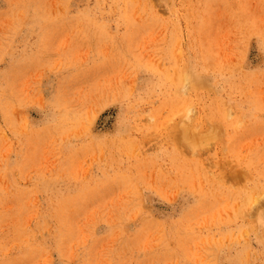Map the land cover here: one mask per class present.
Wrapping results in <instances>:
<instances>
[{"label":"rangeland","instance_id":"rangeland-1","mask_svg":"<svg viewBox=\"0 0 264 264\" xmlns=\"http://www.w3.org/2000/svg\"><path fill=\"white\" fill-rule=\"evenodd\" d=\"M0 264H264V0H0Z\"/></svg>","mask_w":264,"mask_h":264}]
</instances>
